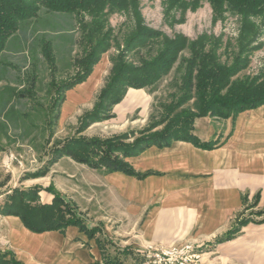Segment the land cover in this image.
I'll list each match as a JSON object with an SVG mask.
<instances>
[{
  "label": "trees",
  "instance_id": "obj_1",
  "mask_svg": "<svg viewBox=\"0 0 264 264\" xmlns=\"http://www.w3.org/2000/svg\"><path fill=\"white\" fill-rule=\"evenodd\" d=\"M207 1L217 15L231 12L242 22L239 48L236 53L231 54V62H221V57L224 53L227 54L230 46L226 45L225 52L220 54L219 50L223 45L220 40L209 44L206 38L190 42L181 35L167 38L162 33L147 28L139 12V0H0V57L13 38L9 47L16 54L9 61L3 59L0 62V71L5 68L13 73L12 71L21 68L26 69L29 54L40 49L51 73L50 88L54 94L48 108L50 127L59 119L67 92L85 83L103 55L113 47L114 36L113 30L108 26V16L116 12L134 13L137 19L136 29L126 39L124 48L112 58L113 67L109 78L92 111L81 118L77 135L82 134L91 125L109 119L113 108L124 100L130 89L154 87L171 72L186 49L191 53L189 58L180 62L182 74L178 84L179 95L170 104L162 106L160 119L152 121L139 139L132 144H125L124 141L134 137L133 133L108 139L81 136L69 138L52 149L50 159L43 170L27 176L26 179L45 177L50 167L64 157H71L94 170L106 173L121 172L143 179L153 174L136 173L127 162L128 158L139 156L151 147H170L177 141L189 142L203 149H213L214 141L201 143L193 134L196 119L207 116L227 119L264 106V82L259 83L257 78L235 79L247 66L248 60L244 58V54L258 36L256 25L251 20L264 17V0ZM182 4L183 0H169L170 8H181ZM41 13L54 16L59 23L69 25V28L56 32L46 29L40 23L42 18L38 20ZM73 17L81 31V54L73 61L74 74L58 81L55 40L59 41L58 45H66L70 52L71 39L68 41L65 35H71L74 30ZM62 36L65 38H61ZM151 44L158 45L154 55L142 59L139 64L128 61L129 55L138 47ZM26 51H29V54ZM21 62L23 64H20ZM29 78L30 86L25 90H14L6 86L8 93L1 97L4 102L0 108V116L7 112V95L18 96L19 99L35 98L38 77L31 74ZM6 81L12 83L13 80L10 77ZM192 101L194 108H185ZM161 126L162 130L152 133ZM41 191L43 188L39 186L14 190L0 207V214L19 217L24 226L34 233L64 232L71 226L78 227L90 237L99 232L96 228H87L61 195L54 193L51 204L39 202L38 195ZM249 222V219L237 221L229 232L215 240V244L233 239ZM101 251H104L102 247ZM9 255L11 258L6 261L5 258ZM105 263L121 264L118 256L105 257ZM0 264L20 263L7 252L0 254Z\"/></svg>",
  "mask_w": 264,
  "mask_h": 264
},
{
  "label": "crops",
  "instance_id": "obj_2",
  "mask_svg": "<svg viewBox=\"0 0 264 264\" xmlns=\"http://www.w3.org/2000/svg\"><path fill=\"white\" fill-rule=\"evenodd\" d=\"M13 39L0 62L16 55L9 47ZM103 74L100 62L85 83L67 92L64 116L95 93ZM9 78L10 70L3 68L0 84ZM76 89L83 98L73 104L70 94ZM138 91L130 89L122 103ZM193 134L201 143L214 141V148L184 141L151 147L127 159L136 173L153 174L143 179L95 170L98 194L88 196L89 215L102 209L104 217L102 231L94 237L74 226L64 232L34 233L19 217L0 214V254L10 252L20 264H106L102 234L110 245L125 249L130 259H141L138 254L148 248L191 244L202 249L200 264H264V213L233 239L214 244L245 214L248 202L258 201L264 211V106L227 119L198 118Z\"/></svg>",
  "mask_w": 264,
  "mask_h": 264
},
{
  "label": "rangeland",
  "instance_id": "obj_3",
  "mask_svg": "<svg viewBox=\"0 0 264 264\" xmlns=\"http://www.w3.org/2000/svg\"><path fill=\"white\" fill-rule=\"evenodd\" d=\"M182 5L181 8H170L169 0H139V12L147 28L158 31L167 38L181 35L190 42L199 39L205 40L206 38L207 44L220 40L223 44L219 50L220 54L225 52V46L229 44L227 54H223L221 62H231L233 57L231 54L236 53L239 48L238 40L242 28L240 18L231 12H225L222 16L217 15L207 0H183ZM40 19V23L51 31H65L69 28V25L59 23L57 18L52 15L45 16L41 13L38 20ZM86 20L89 21V18L86 17ZM136 21L134 13L116 12L108 16V26L113 30L114 40L112 42L113 47L103 55L100 61L102 68L104 66V74L100 84L94 94L86 100L80 101L74 109L70 108L67 115L64 116L61 107L59 119L53 127L48 124V108L54 97L50 88L51 73L40 49L30 54L29 51H26L29 54L26 69L21 68V70L12 71L13 73H10L12 83L0 84L1 108L4 102L1 97L8 93L5 90L6 86L14 90H25L30 86L28 80L31 74H36L38 77L34 99H19L18 96L10 94L5 98L8 103L7 112L0 116V207L3 206L7 197L14 190H26L39 186L43 188V191L38 195L39 202H47L51 197L53 201V194L57 193L70 205L76 216L83 221L87 228L95 223L98 225L96 229L102 231L104 217L102 209L100 213L94 214L92 212L89 215L88 208L89 194H98L96 182L99 178L97 172L100 170L95 171L71 157H64L50 167L45 177L26 178L46 167L47 161L50 159V152L57 144L75 136L108 139L133 133L134 137L124 141L125 144H132L142 136V132L149 128L152 121L160 119L162 106L170 104L179 95L178 84L182 74L180 62L182 59L190 57L189 49L181 54L180 60L171 72L154 87L132 93L126 99V104L121 102L122 104L120 103L118 107L116 105L113 108L109 119L93 124L82 134L77 135L81 118L92 111L100 91L109 78L113 67L112 58L116 57L124 48L126 39L136 29ZM251 21L256 25L258 36L254 40L255 43L244 54V58L248 60L246 68L235 79L257 78L260 83L264 82V17L254 18ZM72 23L73 32L69 36L65 35L68 41L71 39L70 52L66 45H58L59 41L55 40L58 67L56 79L58 81L74 74L73 61L81 54L79 44L81 31L74 17ZM65 37L62 36L61 38ZM50 38L53 37L50 36ZM13 47L15 48V46ZM157 48V44L138 47L129 55L128 61L139 64L142 59L154 55ZM79 90L76 89L70 94L73 104L83 98V93ZM194 106V101H192L185 108H194ZM162 128L163 126L153 130L152 133L158 132ZM246 205L245 214H241L236 222L242 219L258 220V216L264 213L262 209L257 207L258 201L251 204L248 202ZM247 210L250 212L246 213ZM99 237L101 247L107 257L118 256L121 264H143V258L133 257L130 259L125 249L121 250L117 245H110L102 234ZM166 248L185 249L189 255L197 256L193 259L192 264H200V250H202L200 248L191 244ZM152 249L148 248L144 252ZM143 253L138 255L142 256Z\"/></svg>",
  "mask_w": 264,
  "mask_h": 264
},
{
  "label": "built area",
  "instance_id": "obj_4",
  "mask_svg": "<svg viewBox=\"0 0 264 264\" xmlns=\"http://www.w3.org/2000/svg\"><path fill=\"white\" fill-rule=\"evenodd\" d=\"M195 257L178 248L152 249L142 254L143 264H192Z\"/></svg>",
  "mask_w": 264,
  "mask_h": 264
}]
</instances>
